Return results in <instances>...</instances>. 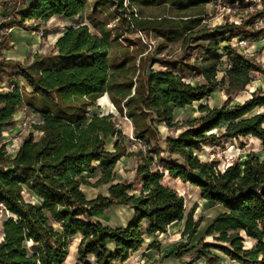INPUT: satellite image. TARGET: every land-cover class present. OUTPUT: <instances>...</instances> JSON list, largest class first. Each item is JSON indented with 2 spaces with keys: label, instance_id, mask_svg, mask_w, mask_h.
Returning <instances> with one entry per match:
<instances>
[{
  "label": "trees",
  "instance_id": "1",
  "mask_svg": "<svg viewBox=\"0 0 264 264\" xmlns=\"http://www.w3.org/2000/svg\"><path fill=\"white\" fill-rule=\"evenodd\" d=\"M127 1L129 9L140 3L170 2L187 8L215 1L239 22L226 16L222 23L195 30L204 19L200 12L182 15L175 22L166 16H139L133 10L127 20L122 15L127 11L124 0H94L87 16V0L2 2L7 13L19 16L18 23L26 18L47 21L52 16L73 23L63 27L49 51L35 54L30 62L0 60L2 67L15 66V75L24 82L21 88L0 94V203L7 210L0 264H67L73 237L79 238L75 264H118L149 236L164 233L182 220L185 241L166 256L181 264H217L220 254L239 264H264V113H252L264 106V89L257 86L248 99L231 104L232 95L252 80L250 74L264 71L260 62L231 41L261 38L264 25L257 22L264 6L258 8V0ZM114 5L121 16L117 24L107 27L116 19L109 10ZM96 12L104 13V20L95 21ZM126 23L128 33L150 29L167 40L182 38L184 49L196 43L202 51L200 60L187 54L163 70L147 68L143 58L147 44L140 36L133 41L120 38ZM42 31L47 35L50 30ZM223 55L227 65L218 79ZM186 73H195L202 81L192 84L185 80ZM218 87L227 95L222 103L202 106L199 116L174 119L176 108L200 101ZM104 94L117 113L130 121L135 149L129 150L130 139L113 113L90 114V107ZM22 107L40 116L41 123L34 128L41 134L23 136L17 148L6 152L2 133L15 124L14 114ZM160 126L171 132H163ZM217 128L219 132L214 131ZM249 136L259 141L260 153L249 151L222 167L217 159L198 155L208 143ZM124 156L136 159L133 178L113 181L115 164ZM165 176L189 183L202 201L221 208L195 244L191 243L203 219L194 218L193 207L185 215L184 197L164 183ZM100 184H108L106 194L87 197L84 187ZM112 205L131 209L132 219L111 226L94 218L96 211ZM208 236L211 241L205 240ZM247 239L254 245L245 247ZM160 245L151 241L147 248Z\"/></svg>",
  "mask_w": 264,
  "mask_h": 264
},
{
  "label": "rangeland",
  "instance_id": "2",
  "mask_svg": "<svg viewBox=\"0 0 264 264\" xmlns=\"http://www.w3.org/2000/svg\"><path fill=\"white\" fill-rule=\"evenodd\" d=\"M94 0H87L85 15L87 16L90 14V6ZM143 1L150 2V0H139V3ZM219 2V1H217ZM124 7H127L126 13H122L124 18L129 19L130 10L139 16H144L148 18H158L162 16H166L168 18H172V21L177 22L178 18L182 15H191L193 16L194 13L200 12L203 16V21L200 27L196 28L195 30H200L201 28L211 27L215 24L222 23L226 16L229 18L228 21H235L239 22L238 17L234 15L227 14V11H224L221 7L215 4V1H211L208 3H204L197 6L182 8L178 5H174L170 2H164L161 4H152V5H135L133 4L132 7L129 9V2L124 0L123 2ZM264 6V0H258V8H262ZM111 12H115L116 19L109 21L107 27H111L114 24L118 23L117 18L121 16V9L118 7L111 6L109 8ZM105 14L102 12H96L93 14V18L95 21H102L105 18ZM81 21L87 23L90 27L91 31H96L95 28L88 22L86 19H82ZM60 23L58 21H53L46 27V30L58 29L60 28ZM258 24L264 25V15L258 21ZM62 26V25H61ZM126 27L120 28L121 33H123L120 38L121 40L129 39L134 40L137 36H140V39L143 40L147 45L145 47L146 51L144 52V60L146 62L147 68H152L155 70H163L165 65L168 67L172 66L174 61H182L184 56L190 54L189 57L191 60H200L201 56V48L196 47V43L193 45L190 44V48L187 49L185 45V40L178 39V40H167L164 37L156 35L153 30L147 29V31H136V33H128L125 32L126 28H129V23L125 24ZM64 27V26H63ZM238 40L241 39L240 37L237 38ZM232 42L235 41V38L231 40ZM222 44V43H221ZM194 46V47H193ZM52 47L47 49L49 51ZM240 49L243 52H246L249 57L253 58L255 61L260 62L261 65L264 67V34L258 41L252 42H245L241 43ZM219 52L222 54L223 51L220 49ZM227 60L226 57L223 55L220 59V63L218 65L217 71V78L219 79L226 68ZM9 73V70L6 71ZM195 74V73H194ZM190 73L184 74L185 80L191 82L192 84H198L202 81V79L198 75H194ZM252 80L249 84L245 86V88L239 91L237 94L232 95V102L231 104H237L245 101L251 96V92L257 87L260 86L264 89V71H256L252 72L251 74ZM14 76V79L17 78L15 75H8V77ZM18 81V80H16ZM19 84V81H18ZM227 95L224 93L222 87L216 88L208 97L200 100L195 101L190 105H187L183 108H176L174 110V119L178 121H182L187 118H193L202 114L200 108L202 106L213 107L215 105H219L226 99ZM254 112H263L264 113V106L256 107L253 109L252 113ZM107 114L113 113L116 117L117 123L122 130V133L125 134L130 141L126 142L129 147V150L136 148V141L132 139V125L128 119L125 117H121L116 109L114 108L113 104L110 102L109 97L107 94L99 97L97 101L94 103L93 106L90 107V114ZM20 119H17V123ZM222 128V127H220ZM220 128L214 129V131L219 132ZM35 129L34 124H30L27 129V134L31 132V130ZM160 129L163 132H171L164 126H160ZM38 137V135H37ZM10 137H3L1 138V142L9 140ZM241 142H244L240 145ZM15 146V145H14ZM109 148H112V143L109 142ZM6 152L11 151V148H7V144L5 143ZM249 151H256L258 153L261 152V145L259 141L254 137H247V138H239L238 140H217L215 143H208L203 146L202 150L198 152V155L201 159L211 160L217 159L219 162V166L222 167L225 163L232 161L234 158H242L244 155ZM136 159L133 156H124L121 157L115 164L114 170V180L113 181H121L123 179H132L134 175V167H135ZM100 175V172H98ZM91 182L95 181L94 177L88 178ZM164 183L173 187L177 190L179 194L184 197L185 201V215L194 208L193 216L195 219L202 217V222L198 228L197 233L193 237L192 243L195 244L201 237H204V232L208 224L215 218V216L221 211V208L214 204L213 202H205L202 201L199 197L198 190L190 185L189 183H181L177 179H170L167 176L163 179ZM108 184H100L97 186H86L84 187V191L87 197L92 198L95 197L98 193L106 194V188ZM6 214L0 213V233L1 227ZM132 210H129L128 207L122 205H112L110 207L98 210L94 213V218L101 221L106 225L111 226H119L124 225L128 221L132 219ZM184 220L173 223L170 225L166 232L164 233H157L150 238L145 239L144 244L139 249V251L131 252L128 258V263L126 264H181L179 260L175 258H171L166 256L169 252H174L175 247L178 243L184 242L185 239L181 238V231L183 229ZM245 235H243L244 237ZM0 238L1 234H0ZM78 237H73L71 240L70 246V255L66 260L67 264H75V252L76 246L78 243ZM0 239V240H1ZM206 241H211V237H205ZM151 241H158L161 243V247L159 249H148L147 245ZM247 246L244 243L245 247H251L254 245V240L251 242L250 240H246ZM162 256V257H157ZM164 258H166L164 260ZM189 255H185L183 257L184 260H187ZM201 261H198L197 264H200ZM217 264H239L237 262L231 261L226 256L220 254V259Z\"/></svg>",
  "mask_w": 264,
  "mask_h": 264
},
{
  "label": "crops",
  "instance_id": "3",
  "mask_svg": "<svg viewBox=\"0 0 264 264\" xmlns=\"http://www.w3.org/2000/svg\"><path fill=\"white\" fill-rule=\"evenodd\" d=\"M10 1L13 0H0V25L1 27L11 26V30L7 34L0 36V60L19 61L21 63L30 62L35 54L46 52L47 49L53 46L57 37L61 34V30L63 29V26L73 23V20H68L59 16H52L47 21H42L37 18H26L22 21V23H18L17 20H19V16L16 13H7L9 10L5 9V7L2 4V2H10ZM26 2L29 3L30 0H26ZM24 7H25L24 4H21L20 8L24 9ZM6 13L9 15L4 17L3 15ZM53 21H58L60 23L59 24L60 28L52 29L48 31L47 33V35L49 36L48 39L46 38L45 34H43V37H41L38 31L42 29L45 30L46 27L49 26V24ZM31 26H37V29L35 30L30 29L32 28ZM8 70L9 73L7 74L6 71ZM15 72H16L15 66H12V68L8 69L0 65V79L4 80L6 83L8 82L14 84H18L19 81V84L22 85L21 84L23 83L22 77L17 76L16 79H14V76L8 77V75H15ZM21 115H22L21 111L18 110L14 114L15 124L12 127L3 131L2 133L3 137H10L9 140L3 142H5L9 146L16 145L14 147L13 146L11 147L12 150L17 148L20 142V140L17 141L12 139V136L16 132L17 119H20ZM0 234L2 237V233ZM77 240H79V238H77ZM139 249L136 251H139ZM157 257L159 258L162 256H157ZM168 257L175 258L172 256H168ZM128 258L123 262H118V264L128 263L129 261ZM165 259L166 258H164V260ZM179 262L181 263L180 260Z\"/></svg>",
  "mask_w": 264,
  "mask_h": 264
},
{
  "label": "built area",
  "instance_id": "4",
  "mask_svg": "<svg viewBox=\"0 0 264 264\" xmlns=\"http://www.w3.org/2000/svg\"><path fill=\"white\" fill-rule=\"evenodd\" d=\"M257 24H258V22H257ZM10 30H11V26L3 27V28L0 27V36L7 34ZM38 32H39L40 36L43 37V31L39 30ZM46 38L48 39L49 36L46 35ZM234 42L241 45V43H245L246 41L241 40V39L238 40L237 38H235V41H233V43ZM21 84L22 85H20V84L18 85V84H14V83H8V82L6 83L4 80L0 79V94L11 92L14 89V87H20L21 88L24 85V82ZM20 111H21L22 115L20 117V121L17 123L16 132L12 136V139L18 141V140H21V138L23 136H28V135H33L34 137H37V135L39 136L41 134V131L33 129V130H31L30 133L27 134V129H28L30 124H35V125L40 124L41 123L40 116L36 113L28 111L26 107H22L20 109ZM12 146L14 147V145H11V146L7 145V148H11ZM0 213L7 214V210L5 209V207L3 206L2 203H0Z\"/></svg>",
  "mask_w": 264,
  "mask_h": 264
}]
</instances>
